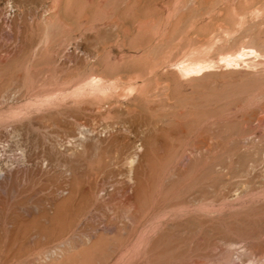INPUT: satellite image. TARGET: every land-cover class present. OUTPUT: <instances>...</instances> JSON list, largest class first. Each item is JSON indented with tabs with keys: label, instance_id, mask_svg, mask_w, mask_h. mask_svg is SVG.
<instances>
[{
	"label": "rangeland",
	"instance_id": "rangeland-1",
	"mask_svg": "<svg viewBox=\"0 0 264 264\" xmlns=\"http://www.w3.org/2000/svg\"><path fill=\"white\" fill-rule=\"evenodd\" d=\"M127 1L70 0L63 10L65 26L46 23L41 18L42 9L30 3L20 7L6 0L0 8L3 15L6 12L1 17L14 22L15 34L26 35L24 46L0 63V91L17 89L20 106L26 99L51 90L57 91L55 97L64 96L63 102L78 100L72 88L94 67L113 75L114 80L127 76L124 81L129 83L145 82L139 100L145 111L141 114L143 120L137 123L128 116L121 117L133 124L132 132H119L126 138L123 142L114 144L101 156L84 155L79 158V165L78 160L73 163L76 174L72 184L76 190L85 191L88 203L81 211L73 210L67 215L68 232L63 241L59 243L55 233L48 246H43L45 241L40 242L41 248L59 244L62 250L67 248L68 260L54 264H144L143 257L133 256L128 263L121 262L120 245L127 242L128 250L135 247V239L128 242L127 237L132 223L124 219L125 212L116 205L117 200L103 204L95 198L92 187H122L127 180L124 158L133 151L130 143L140 147L137 142L145 139L151 142L141 175L146 191L152 193L147 209L163 212L176 206L191 211V218L202 216L207 220L203 227L197 220L188 222L185 217L170 220L177 227L168 226L170 236L164 244L173 246V252L158 259L159 264H212V260L219 261L224 255L236 260L245 251L242 244L228 247L223 245L225 242L245 240L252 251L264 250V0ZM120 17L126 28L118 39L113 23ZM8 32L0 29V45L6 44ZM41 36L48 43L39 52L30 45ZM31 64L40 65L27 69ZM139 67L144 68L142 80L133 74ZM11 76L17 82L11 83ZM24 77L29 81L28 89L22 85ZM108 93L97 92L91 97L99 99ZM118 99L126 105L132 102L133 95L127 91ZM38 105L39 102L35 107ZM77 106L76 102L71 105V118L56 115L40 119L39 126H31L19 139H9L14 159H20L17 146L24 143L39 169L46 166V158L52 161L47 164L49 173L44 178L35 176L29 184V208L53 198L55 188L63 186L69 175L62 161L75 160L67 156L66 149L74 147L81 133L105 132L102 128L106 122L98 112H78ZM5 131L0 128V133ZM5 141H0V150ZM203 141L208 147L203 162L196 157L187 161L190 150ZM50 143L55 144L54 149ZM63 150L62 161L55 160L56 151ZM23 186L16 185L14 195L1 193L8 197L5 200L9 211L21 200L18 191ZM200 195L210 205L206 211L194 199ZM107 205L115 212H109ZM124 220L127 225L123 230ZM89 237L100 241L101 251L82 263L78 252L86 249ZM16 264L38 262L27 258Z\"/></svg>",
	"mask_w": 264,
	"mask_h": 264
},
{
	"label": "bare ground",
	"instance_id": "bare-ground-1",
	"mask_svg": "<svg viewBox=\"0 0 264 264\" xmlns=\"http://www.w3.org/2000/svg\"><path fill=\"white\" fill-rule=\"evenodd\" d=\"M130 1L131 0H129V2ZM129 2L127 1L128 4ZM12 3L14 6L20 7L25 6L26 3H30L35 6V8L39 7L42 9L41 18L46 23H56L62 26L66 25V20L63 16V10L66 7V4L70 3V0H12ZM5 4L6 0H0V8L4 7ZM1 11L2 10H0V29L2 31L7 29L9 32L6 35V44L0 45V63H2L3 59L13 54L16 49L21 48V45L24 44L23 40L26 36L24 34L16 35L14 22L11 19L9 20V18L3 19L1 15H3L2 12L4 10L2 12ZM4 15H6V12ZM113 25L117 29L116 37L120 39L121 32L126 28V25L122 23L121 17L117 18L114 21ZM47 43V38L45 36H41L36 38V40L32 42L30 46L32 49H39V52H42L45 49ZM60 62L62 61L60 60ZM39 65L40 64H31L27 69L32 70L38 68ZM133 74H137V78H140L142 80L144 76V68L139 67L133 72ZM126 79L127 76L120 77V80H118V82L117 80H114L113 75L100 72L94 67L93 72H91L84 79L80 78V80H78V84H74L75 86H73L72 88V94L74 93L78 97V100H74L76 103H78V112H98L99 117L103 118V120L106 122L104 127L102 128L105 132L98 134L97 132H94V134L92 133L91 135L81 133L82 136L78 138L74 147L66 149V154H68L67 156L75 158V160L71 162L62 161V155H64L65 150H63L62 152L56 151V154L54 153L55 160L57 158V160L62 161V167L69 176L63 181L62 187L58 186V188H55L53 192L51 190V196L53 195V198L46 199L38 204L34 203L30 208L27 207L28 196H26V193L28 192L30 187L29 184H31V181L35 178V176H39L40 178L46 176L49 173V171H47V164L51 163L52 161L50 160V157V159L46 158L45 160H43L46 166L44 167V169H39L33 163V157L30 153V150L24 143L18 144V146L16 145L17 149L20 151V159H14V156L11 155L13 147L9 139H11L12 137H15V140L16 138L19 139L24 134L23 132L25 130H29L31 126H39L38 121L40 119H46L50 117L53 118V116L56 115L68 118L73 117L74 114L72 115L71 105L75 102H63L65 99L64 96L60 97L58 95V97H55L54 94L57 91L51 90L48 93L42 94V96L40 95V97L34 99H26L22 102L23 105L20 106L19 104L21 103H19V99L17 97V89H6L5 91H0V108L3 106L5 107L4 111L0 110V128L3 127V130H6L5 132L0 133V141H3V139L7 140V143L5 141L6 145L2 150H0V264H16L27 258H34L35 261L38 262V264H54L55 261L68 260L69 256H67V248L64 249L66 250L64 251L59 246L60 241L68 232L67 228L65 227V221L68 217L67 215L70 214V212H72L73 210L78 212L81 211L80 209L83 208V206H86L88 203L85 191L83 189L80 190L79 188L78 190H76V188L72 184V180L76 174V168L74 167L73 163L77 162L78 160L79 165V158L84 155L101 156L105 151L109 152L108 149L111 146L121 141L123 142L126 139L124 138V136H119V132H123V130L129 132L132 130L133 124H130L131 122L128 123L129 117L130 119H132L131 121L138 120L140 122L142 119L141 114L144 110L139 100L141 99V97H143L142 95L144 94L145 90V82H143L144 80L141 82L136 81V83L132 84L131 82L129 83L128 81H124ZM128 79L133 78H129L128 76ZM10 82H17L15 76H11ZM28 82L29 81L27 77H24L22 82L24 88L28 89ZM109 91H112L113 93ZM127 91H131L133 100L132 102H127V104L125 105L122 104L118 98H120ZM97 92L109 93L107 94V96L100 97L99 99L96 98L98 96L91 97V94ZM166 98H168V95ZM167 101L168 100H166V102ZM38 102L40 103V105L35 107ZM18 105L20 106L19 108L17 107ZM123 116L125 118H127L128 116L127 121H124V119H120ZM204 142L206 144V141H203L201 145L196 144L197 147L195 146V148L193 147V150H190L188 154L189 160L187 161H190L191 159L194 160L195 158L193 157H196L203 162L206 152L208 153V147L204 145ZM133 143H130L132 145L133 151L131 153L128 152L130 155L127 156L126 159L124 158V165L126 167L125 176L127 179L126 183L122 187L109 186V188H103L102 186L93 184L92 192L95 195V198H97L103 204H108L113 199L117 200L118 203L116 205L120 209H122L123 212H125L124 219L128 221L129 224L130 222L132 223V231H130L131 234L127 235L126 232V235L127 237L129 236L128 238H130L128 239V242H131L135 239V241H133L132 243L135 245V247L128 250L127 248H125L127 246L126 244H128L127 242L124 243L125 245H123V243L122 245H120L121 253L119 252V249H117L116 251L119 250L118 252L121 254V262L123 261L128 263L129 259L133 256L137 259H141L143 257L144 264H159L158 259L173 252V246L166 245L168 243L164 244L168 236H170V234L168 235V226L173 228L177 227V225L171 224L172 222H170V220L175 219L176 216L185 217L186 221L188 222L189 220L190 222L197 220L200 227L207 225V220L202 216H199L200 218H191V211L184 208H176V206H171V208L167 209L168 211L163 210V212L157 208H152L153 210L147 209L150 206L147 204V202L152 193L150 192L151 190L149 192L146 191V187L143 185V182L141 180V175L143 169L145 170L144 159L146 154L148 153L147 145L151 142L148 143L145 139H141V142H137L141 143L139 145L140 147H136V145H134ZM54 145L55 144L50 143L49 147L51 149H54ZM121 146H123V144ZM7 153H10L11 156H9ZM184 173L185 175H187L189 173V170L185 171ZM20 184L24 185L23 189L20 188L21 190H19L18 188V196L21 197V200L17 203H14L11 206L12 210L10 208L11 211H9L5 200L8 197H3L1 193L6 192L7 196H10L16 190V185ZM203 197H201L200 195L199 198L194 199L197 202L198 206L201 207V209H203L204 211L206 206L209 207L210 205L207 204L206 199H204ZM107 209L109 212H115V209L108 205ZM214 213L215 211H213V214ZM126 225L127 222L124 225L123 230L125 229ZM118 228L120 229V227ZM118 231L119 230H117V232ZM55 233H58L59 237L57 239L59 243L57 244L59 245L42 249V243L40 242L45 241V243H43V246L45 244L48 246L52 241V236ZM143 234H145L144 237ZM117 236L119 235H116L115 237ZM31 241H33V246L30 245ZM237 244H242L245 251L241 253V255L238 256L236 260H231L230 257L224 255L223 257H220L219 261L214 262L212 260V264H244L246 262H249V264H264V250L252 251L250 245L245 240L225 242L223 245L231 247ZM86 245V249L78 252V260L82 261V263L88 260L94 254H98L99 251H101L100 245L102 246V244H100V241L94 240L90 237L87 238L85 246ZM28 246L32 247L28 248ZM195 264H209V262L200 261L196 262Z\"/></svg>",
	"mask_w": 264,
	"mask_h": 264
}]
</instances>
